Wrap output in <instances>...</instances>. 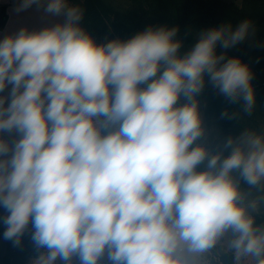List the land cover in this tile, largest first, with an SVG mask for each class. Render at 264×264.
Listing matches in <instances>:
<instances>
[{"label":"clouds","instance_id":"9594fccd","mask_svg":"<svg viewBox=\"0 0 264 264\" xmlns=\"http://www.w3.org/2000/svg\"><path fill=\"white\" fill-rule=\"evenodd\" d=\"M45 11L64 19L0 39L4 239L28 233L32 264H218V248L264 264V195L250 199L264 192V133L213 149L197 99L211 84L251 115L253 73L227 55L251 21L203 30L181 54L175 26L98 43L78 5Z\"/></svg>","mask_w":264,"mask_h":264},{"label":"trees","instance_id":"16d2710c","mask_svg":"<svg viewBox=\"0 0 264 264\" xmlns=\"http://www.w3.org/2000/svg\"><path fill=\"white\" fill-rule=\"evenodd\" d=\"M69 3L84 10L81 25L98 43L106 39H129L150 26H175L178 28L176 38L183 41L181 54L188 51V44L203 30L226 23L235 28L244 20L251 21L255 35L227 51L228 57H240L253 73L256 105L251 115L244 114L239 104L228 105L211 84L197 99L206 125L215 128L216 136L208 143L213 149L222 146V141L228 136H237L245 129L264 133V0H241L238 4L226 0H69ZM6 11L5 6L0 5V29L7 20ZM220 51L222 49L218 46L217 52ZM225 107L230 113H239L238 119L221 118ZM241 188L249 191V186L243 182ZM250 191V199L264 195L257 189ZM4 214L0 209V217ZM256 223L264 224V202L256 215ZM4 230L5 226L0 223V239ZM35 255L30 235L26 233L18 246L8 240L4 264H28ZM213 263L217 264V261ZM218 264H234L232 253L220 254Z\"/></svg>","mask_w":264,"mask_h":264},{"label":"crops","instance_id":"0c3cea01","mask_svg":"<svg viewBox=\"0 0 264 264\" xmlns=\"http://www.w3.org/2000/svg\"><path fill=\"white\" fill-rule=\"evenodd\" d=\"M21 0H0V5L6 8L7 20L2 29H0V39L4 36L14 34L19 29L27 27L31 30H40L44 27L52 26L62 22L63 16H56L45 11L49 0H39L38 4L23 11H16Z\"/></svg>","mask_w":264,"mask_h":264},{"label":"rangeland","instance_id":"374dc122","mask_svg":"<svg viewBox=\"0 0 264 264\" xmlns=\"http://www.w3.org/2000/svg\"><path fill=\"white\" fill-rule=\"evenodd\" d=\"M226 1H228V2H232V3H240V1L241 0H226ZM197 42V37L196 38H194V40L191 42V43H189L188 44V51L195 45V43ZM99 43H102V42H99ZM206 80H207V77H206ZM208 85H210V84H207L206 83V86L205 87H207ZM200 110H201V114H202V116H203V119H204V124H205V126H206V131H207V136H206V141H207V143H210L211 141H212V139H214V137L216 136V133H215V128L214 127H212V125L211 126H208V125H206V120H205V116H204V114H203V112H202V109H201V106H200ZM224 251H222V250H220L219 248L217 249V250H214V255H217L218 254V256L220 255V254H222ZM34 258H31L30 260H29V262H28V264H32V260H33ZM216 260H214V262H215ZM214 264V263H213ZM242 264H254V262L253 261H250V260H245V261H242Z\"/></svg>","mask_w":264,"mask_h":264},{"label":"water","instance_id":"95a60500","mask_svg":"<svg viewBox=\"0 0 264 264\" xmlns=\"http://www.w3.org/2000/svg\"><path fill=\"white\" fill-rule=\"evenodd\" d=\"M7 242L8 240L4 239V237L0 239V264H4V257L7 252Z\"/></svg>","mask_w":264,"mask_h":264},{"label":"built area","instance_id":"2783aa9c","mask_svg":"<svg viewBox=\"0 0 264 264\" xmlns=\"http://www.w3.org/2000/svg\"><path fill=\"white\" fill-rule=\"evenodd\" d=\"M101 264H104V262L102 261Z\"/></svg>","mask_w":264,"mask_h":264}]
</instances>
